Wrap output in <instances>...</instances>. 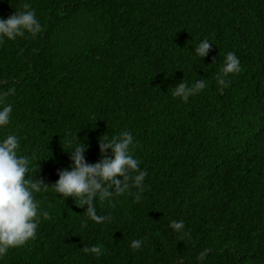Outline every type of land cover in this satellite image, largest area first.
Wrapping results in <instances>:
<instances>
[{
	"label": "trees",
	"instance_id": "obj_1",
	"mask_svg": "<svg viewBox=\"0 0 264 264\" xmlns=\"http://www.w3.org/2000/svg\"><path fill=\"white\" fill-rule=\"evenodd\" d=\"M25 2L43 30L0 44V99L13 108L0 139L15 134L18 154L35 157L29 176L51 185L71 163L67 131L96 163L98 138L127 130L148 176L139 204L97 201L113 221L86 229V206L36 194L48 218L0 264H198L205 248L203 264H264V0H0V17ZM203 39L212 46L197 60ZM230 51L242 72L221 92ZM183 79L207 87L185 103L171 95ZM93 244L102 257L82 251Z\"/></svg>",
	"mask_w": 264,
	"mask_h": 264
},
{
	"label": "clouds",
	"instance_id": "obj_2",
	"mask_svg": "<svg viewBox=\"0 0 264 264\" xmlns=\"http://www.w3.org/2000/svg\"><path fill=\"white\" fill-rule=\"evenodd\" d=\"M22 8V11H15L7 18L0 17V44L5 39L14 41L18 37H24L26 33L36 37L43 30L32 5L25 2ZM211 46L210 40L203 39L194 47L192 54L197 60L202 59L208 55ZM241 72V63L236 54L227 52L215 77L219 90L222 92L227 87L226 78L229 75L235 76ZM206 87L207 79H197L192 83L183 79L171 89V95L187 103L190 97L196 96ZM0 105H3L2 99ZM12 111L11 104L0 107V129L10 124ZM76 133L70 130L65 133L67 150L63 147L69 154L71 163L68 168L57 170L59 178L51 185L29 176L35 157L18 154L20 141L15 134H8L0 139V261H3L11 249L22 247L36 239L41 216L48 218V212L41 210L36 194L47 192L49 188L63 201L70 197L78 207L86 206L81 229L88 228L89 222L106 225L113 221L111 214H98L97 201L114 203L115 198L122 195L132 196L133 203L139 204L142 201L148 172L140 167V161L132 154V132L124 130L115 136L102 134L98 138L99 160L96 163L86 161L85 152L89 145L78 140ZM37 161L39 160L36 163ZM168 227L180 235L181 239L189 236L182 220H172ZM144 243L145 238L134 239L130 247L134 252L142 251ZM82 251L97 259L104 254V248L100 244L85 245ZM210 252V248L201 250L196 257L198 264H203ZM177 264H183V259L178 258Z\"/></svg>",
	"mask_w": 264,
	"mask_h": 264
}]
</instances>
